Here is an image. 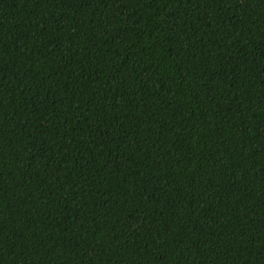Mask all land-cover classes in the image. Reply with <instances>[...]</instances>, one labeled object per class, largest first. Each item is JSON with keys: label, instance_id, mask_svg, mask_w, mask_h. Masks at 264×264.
Returning <instances> with one entry per match:
<instances>
[{"label": "trees", "instance_id": "1", "mask_svg": "<svg viewBox=\"0 0 264 264\" xmlns=\"http://www.w3.org/2000/svg\"><path fill=\"white\" fill-rule=\"evenodd\" d=\"M0 264H264V0H0Z\"/></svg>", "mask_w": 264, "mask_h": 264}]
</instances>
